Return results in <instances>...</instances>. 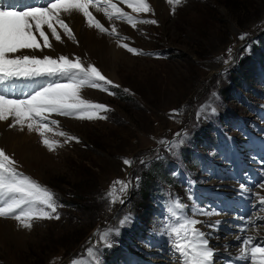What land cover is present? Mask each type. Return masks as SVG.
<instances>
[{"label": "rangeland", "instance_id": "1", "mask_svg": "<svg viewBox=\"0 0 264 264\" xmlns=\"http://www.w3.org/2000/svg\"><path fill=\"white\" fill-rule=\"evenodd\" d=\"M150 3L155 16L147 18L158 20L159 26L139 25L140 31H136L124 24L128 30L121 28V32L131 38V46L155 55L134 56L120 48L129 65L122 68L120 62L115 64V75L121 86L113 89L117 95L109 96L92 89L82 92L85 98L114 110L106 114L108 119L81 122L58 118L62 129L79 137L81 143L49 153L39 143V137L24 141L18 134L11 133L6 124L0 126L2 139L11 134L21 141L17 143L18 148L14 146V152L5 142L0 141V147L14 155L21 171L55 192L66 205L59 210L60 220L39 221L30 235L12 233L7 222L13 220L0 219V264H47L59 254L57 264H70L73 257L84 251L98 228L115 225L118 216L128 213L132 215L131 224L113 237V247L102 252V256L108 251L113 255L114 259L107 264H172L165 239L156 234L171 197H179L189 208L195 205L222 213L199 219L207 223L221 221L220 231L214 234L219 239L214 238L211 243L220 249L218 260L223 264L228 255L223 246L232 245L229 230L231 234L237 231L234 226L241 222V213L247 217L253 211L250 201L238 194L239 185L244 183L264 195V191L254 187L262 179L264 163L251 154L252 146L264 147V94L258 101V115H248L249 120L244 122L232 114L241 126L229 124L222 139L218 130L224 127L225 120L217 112L199 122L196 119L201 105L212 104L221 111L226 108L223 100L227 95L220 96L223 108L218 103L219 88L227 86L230 94H234L237 92L234 84L255 81L254 71L248 65L243 72L235 67L244 56L258 61L256 73L262 74L264 80V0H185L175 15L171 14L166 0H150ZM242 33L248 34L244 41L238 39ZM53 42L61 46L54 45L55 52L45 50L49 55H87L85 47L83 51L72 40L67 39L65 49V44ZM249 44L251 49L255 45L254 50L244 52L243 46ZM229 47L233 48L236 61L228 66L227 73L234 78L230 76L225 80V75L221 74L225 66L218 58H226ZM88 53L96 66L101 63L108 72L112 71L108 60L100 59L93 51ZM263 80H260L261 92H264ZM44 81L29 85L39 87ZM124 88L129 89L130 94L124 93ZM239 102L237 98H227L232 107L239 108ZM174 109L182 110L183 114L170 118ZM200 126L206 133L193 148L191 137L199 132ZM182 130H187L189 138L177 153H169L157 143L161 139H173ZM177 154L176 166L171 162ZM123 158L134 160L133 167L126 168ZM141 159L147 161V166L139 163ZM158 169L153 178V190L147 200H140L138 193L143 175ZM234 174L237 175L235 180ZM137 176L140 177L139 187L131 190L126 205L116 204L109 212L102 197L112 181ZM136 204L138 207L134 209ZM203 230L209 231L207 227ZM124 233L129 235L121 238ZM116 237H120L118 242ZM261 238L264 239V230H261ZM235 250V247L230 249L233 254ZM104 260L110 259L105 257Z\"/></svg>", "mask_w": 264, "mask_h": 264}, {"label": "snow or ice", "instance_id": "2", "mask_svg": "<svg viewBox=\"0 0 264 264\" xmlns=\"http://www.w3.org/2000/svg\"><path fill=\"white\" fill-rule=\"evenodd\" d=\"M166 3L175 15L185 0H166ZM74 16L82 17L87 28L107 36L118 48L134 56L155 55L131 46V38L120 29L121 24L136 31H140L139 25L159 26L158 20L147 18L155 16L150 0H44V3L22 8L0 4V122L5 123L8 130L39 137V143L49 153L81 143L79 137L62 129L58 118L93 122L107 120L106 114L114 111L104 103L85 98L83 90L116 96L113 89L121 87L87 58L45 52H55L53 41L64 43V37L79 43L70 22ZM247 35L242 33L238 39L244 41ZM243 50L250 52L251 45L243 46ZM218 59L225 66L221 74L226 75L228 66L236 61L233 48L226 50V58ZM40 80L47 83L32 90L17 87L22 82ZM123 92L130 94L127 88ZM212 95L215 97L216 93ZM215 113L212 104L201 105L196 119L199 122ZM182 114V110L174 109L170 118ZM188 138L187 130H182L173 139H161L157 143L175 154ZM122 163L131 168L135 161L123 158ZM139 163L147 166L144 159ZM261 177L254 187L264 191V169H261ZM139 183L138 176L113 180L102 197L108 204V211L111 212L116 204L126 205L129 193L139 187ZM238 194L250 201L253 211L247 217H239L241 222L234 226L237 231L233 233L236 243L223 246L228 253L223 264H264V239L261 238L264 195L244 183L239 185ZM64 207L66 205L59 201L55 192L21 171L14 155L0 147V219L13 220L18 229L31 231L39 221L60 220L59 210ZM219 215L222 213L215 209L195 205L189 208L179 197L169 199L156 234L165 239L172 264H220V249L211 241L219 239L214 234L220 231L221 221L207 223L199 219ZM131 222L132 215L128 213L118 216L117 224L98 228L84 251L73 257L70 264H103V250L113 247V237ZM204 227L209 231H204ZM232 247L236 249L235 254L230 251ZM58 260L55 258L53 264Z\"/></svg>", "mask_w": 264, "mask_h": 264}, {"label": "bare ground", "instance_id": "3", "mask_svg": "<svg viewBox=\"0 0 264 264\" xmlns=\"http://www.w3.org/2000/svg\"><path fill=\"white\" fill-rule=\"evenodd\" d=\"M40 3H44V0H0V4L6 5V6H15V7H19V8H22V7H25V6H32V5L40 4ZM98 18H99V14H98ZM70 22H71V27L73 28V31H74V33H75V35H76V37H77V39L79 41V43H78L79 47L83 51L86 49L85 52L87 53V55H85L84 58H87L88 60H90L89 59L90 58V54L88 52L93 51L94 54H96V56H98L100 59L108 60L110 62V64L112 65V71L111 72H108L105 69V67L101 65V63L98 64L99 65L98 67L110 79H112L113 81L118 83L117 77L115 75V71L117 69V66L115 67V64L120 62L119 63L120 66L122 68L125 67L129 63V61H128V63H126L127 60L123 59L126 54L122 53L121 49L118 48L116 46V44L114 42H112L107 36H101L97 32H95L94 30L87 28L82 17L74 16L73 18H71ZM102 22L107 24L106 21H102ZM121 28H122V30H128V28L124 24L120 25V29ZM128 33H129V31H128ZM66 38L67 37H64L63 39H66ZM60 44H62V45L65 44L63 47H64V49L67 48L68 47L67 46V39L64 40V43H60ZM54 45H57V44L54 43ZM59 46H61V45H57L58 48H60ZM83 47H85V49H83ZM91 55H92V57L95 56L93 54H91ZM130 66H132V65H130ZM31 83L32 82H22V83H19L17 85V87H18V89H26V90H32V89L36 88L33 85H29ZM45 83H47V81H44L43 83H41L38 86H41V85H43ZM3 125H5V123L0 122V126H3ZM11 133L18 134L19 136H21L23 138L24 141L26 139H28V138L33 139L35 137V135H29L26 132L22 133V132H19L17 130H12ZM8 135L3 136V139L1 138L2 136H0V141L5 142L7 145H9L10 146V150L14 152V148L17 147V143L18 142L21 143V141H18L16 138L11 136V134H8ZM236 173H237V171H236ZM233 179L235 180V177H233ZM233 182H235V181H231L230 183H233ZM7 223H10V224H7V227H9V229H10V231L12 233L15 232V233H17L19 235H22V234H29L30 235V233H31L28 230H23V229L16 230L17 226H16L15 222H13V221H10V222H7ZM235 232H236V230L234 231V233ZM228 237L230 238L229 243H232V244L236 243L233 234H230ZM60 255L61 254L52 257L47 262V264H53V261L55 260V258H59L60 259V257H61ZM58 262H59V260L56 261V264Z\"/></svg>", "mask_w": 264, "mask_h": 264}, {"label": "trees", "instance_id": "4", "mask_svg": "<svg viewBox=\"0 0 264 264\" xmlns=\"http://www.w3.org/2000/svg\"><path fill=\"white\" fill-rule=\"evenodd\" d=\"M246 64H248V57L245 56V57H243V58H241L239 60V63H238L239 70L242 71L244 69V67H245ZM230 76L234 78V75H230ZM225 90H226L225 88H222L220 90V92H222L225 95L226 94V91ZM158 172H159V169L157 171L151 170V171H148L146 174L143 175V183H142L141 189H140V191L138 193L139 194V197H140V200H144V201L147 200V196L152 191V187H153L152 183L155 181V179H153V178H155V176H156V174ZM71 204H73V203H71ZM137 207L138 206L136 204L134 206V209H136ZM138 214H139V211H138ZM137 216L140 217L141 214L140 215H137ZM116 238H117V242H118L120 240V237H116ZM121 238H123L122 235H121ZM105 257H107L109 259L113 258V256H111L109 254V251L105 253Z\"/></svg>", "mask_w": 264, "mask_h": 264}]
</instances>
